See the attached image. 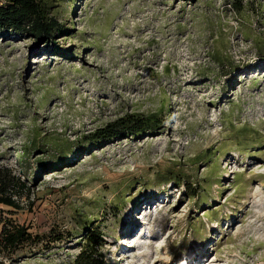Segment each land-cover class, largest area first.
<instances>
[{"label": "rangeland", "instance_id": "obj_1", "mask_svg": "<svg viewBox=\"0 0 264 264\" xmlns=\"http://www.w3.org/2000/svg\"><path fill=\"white\" fill-rule=\"evenodd\" d=\"M234 1L51 0L54 43L0 37V167L26 188L2 215L59 238L15 264H72L92 227L102 264H264V0ZM129 114L159 127L90 141Z\"/></svg>", "mask_w": 264, "mask_h": 264}, {"label": "trees", "instance_id": "obj_2", "mask_svg": "<svg viewBox=\"0 0 264 264\" xmlns=\"http://www.w3.org/2000/svg\"><path fill=\"white\" fill-rule=\"evenodd\" d=\"M232 6L236 11L242 9L236 0ZM52 9L51 0H0V37H28L44 45L54 43L56 35L64 31V28L57 22ZM158 127L159 121L155 115L144 117L129 114L98 129L90 141L100 143L121 135H136ZM22 152L26 158L28 150L23 149ZM20 189L26 188L19 183L12 171L7 167H0V206L19 210L22 205L17 200ZM25 203L31 205L29 200ZM2 214L3 210L0 208V264H15L17 259L27 257L34 249H42L59 239L53 234L46 244L43 236L29 231V226L20 225ZM83 241L81 251L72 264H102L96 258V249L103 243L100 230L97 227L86 228Z\"/></svg>", "mask_w": 264, "mask_h": 264}, {"label": "bare ground", "instance_id": "obj_3", "mask_svg": "<svg viewBox=\"0 0 264 264\" xmlns=\"http://www.w3.org/2000/svg\"><path fill=\"white\" fill-rule=\"evenodd\" d=\"M153 198H149L148 200V202H151V200H152ZM139 214L141 215V217H144L145 216V213H143V211H141V212H139ZM147 215H149V214H146V216ZM150 220H153L152 219V217L150 218ZM199 249V248H198ZM197 249V250H198ZM131 253H130V251L128 250V251H126V252H124L123 253V255H122V259H128V258H130L131 257ZM147 256V254L146 253H144V252H142L140 255H139V257H140V259H142V258H144V257H146ZM120 257V256H119ZM201 257V256H200ZM187 263H185V264H200V262H201V259L199 258V253L197 252V251H191L189 254H188V256H187ZM142 263V262H141ZM149 263V262H148ZM205 262H203V263H201V264H204ZM137 264V263H136ZM179 264H183V263H179Z\"/></svg>", "mask_w": 264, "mask_h": 264}]
</instances>
